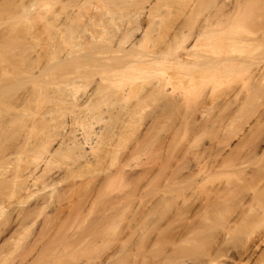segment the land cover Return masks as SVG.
I'll return each instance as SVG.
<instances>
[{
    "label": "bare ground",
    "instance_id": "obj_1",
    "mask_svg": "<svg viewBox=\"0 0 264 264\" xmlns=\"http://www.w3.org/2000/svg\"><path fill=\"white\" fill-rule=\"evenodd\" d=\"M262 142L264 0H0V264H264Z\"/></svg>",
    "mask_w": 264,
    "mask_h": 264
},
{
    "label": "rangeland",
    "instance_id": "obj_2",
    "mask_svg": "<svg viewBox=\"0 0 264 264\" xmlns=\"http://www.w3.org/2000/svg\"><path fill=\"white\" fill-rule=\"evenodd\" d=\"M39 21H41V20L39 19ZM261 145H264V142H262ZM262 147H263V146H262ZM245 154H246V153H245ZM244 156H245V155H244ZM246 156H247V155H246ZM248 156H249V157H250V156L252 157L253 154L248 155ZM251 157H250V160L253 158V157H252V158H251ZM243 159H245V160L247 159V160H248L247 157H246V158L243 157ZM245 160H244V162H246ZM248 161H249V160H248ZM248 161H247V163H248ZM252 162H253V161H252ZM244 164H245V163H244ZM247 166H250V169H252V167H254V166L256 167V165L253 166V163L251 164V162H250L249 164H247ZM243 168H245V166H243ZM245 169L247 170L248 168H245ZM250 169H249V170H250ZM220 180H221V179H220ZM218 181H219V180H218ZM223 181H224V180H223ZM214 182H216V180L213 181V182H211V183H214ZM220 182H221V181H220ZM209 184H210V183H209ZM215 184H218V183H215ZM210 185H211V184H210ZM208 186H209V185H208ZM211 186H213V184H212Z\"/></svg>",
    "mask_w": 264,
    "mask_h": 264
}]
</instances>
